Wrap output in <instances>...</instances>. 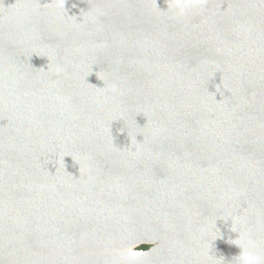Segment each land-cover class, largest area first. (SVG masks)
Here are the masks:
<instances>
[{
  "label": "water",
  "instance_id": "water-1",
  "mask_svg": "<svg viewBox=\"0 0 264 264\" xmlns=\"http://www.w3.org/2000/svg\"><path fill=\"white\" fill-rule=\"evenodd\" d=\"M180 6L0 0V264H264V0Z\"/></svg>",
  "mask_w": 264,
  "mask_h": 264
},
{
  "label": "clouds",
  "instance_id": "clouds-1",
  "mask_svg": "<svg viewBox=\"0 0 264 264\" xmlns=\"http://www.w3.org/2000/svg\"><path fill=\"white\" fill-rule=\"evenodd\" d=\"M177 8L179 11H183V8L180 6V0H176ZM241 264H260L261 258L255 255L251 251H242L239 257Z\"/></svg>",
  "mask_w": 264,
  "mask_h": 264
},
{
  "label": "rangeland",
  "instance_id": "rangeland-1",
  "mask_svg": "<svg viewBox=\"0 0 264 264\" xmlns=\"http://www.w3.org/2000/svg\"><path fill=\"white\" fill-rule=\"evenodd\" d=\"M142 246H148V249H151L152 247H154V245H151V244L140 243V244H137L135 247H133L130 253L139 254V253L145 252V250L141 249Z\"/></svg>",
  "mask_w": 264,
  "mask_h": 264
},
{
  "label": "trees",
  "instance_id": "trees-1",
  "mask_svg": "<svg viewBox=\"0 0 264 264\" xmlns=\"http://www.w3.org/2000/svg\"><path fill=\"white\" fill-rule=\"evenodd\" d=\"M141 249L147 250L148 249V246H142Z\"/></svg>",
  "mask_w": 264,
  "mask_h": 264
}]
</instances>
